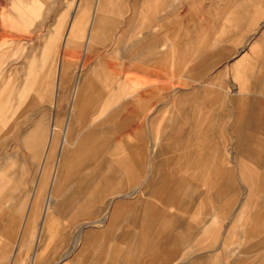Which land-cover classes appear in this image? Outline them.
<instances>
[{
  "label": "rangeland",
  "instance_id": "rangeland-1",
  "mask_svg": "<svg viewBox=\"0 0 264 264\" xmlns=\"http://www.w3.org/2000/svg\"><path fill=\"white\" fill-rule=\"evenodd\" d=\"M110 8L117 22L133 17V12L144 21L150 11L153 33L160 31V15H166L170 42L184 37L187 56L191 52L186 69L172 64L170 78H165L171 87L162 103L172 101L175 115V102L185 95L180 106L189 123L182 125L185 139L177 150L182 153L190 145V158L207 152L202 160L193 170L163 172L175 162L168 160L172 153L166 150L167 131L158 132L160 126L150 122L161 115V104L143 111L148 115L142 119L146 170L155 165L162 170L146 173L145 181H178L171 190L177 203L162 207L197 227L198 243H189L188 252L177 246L175 260L168 264L188 263L196 256L208 264H264V159L253 162L243 151L252 141V153L264 155V42L239 72L234 70L239 56L249 55L262 37L264 0H0V264H82L79 224L94 219L79 222L77 181L71 180L75 159L66 164L67 188L54 200L61 211L50 212L54 204L45 209L57 161L73 149L70 138L65 141L73 123L70 65L90 60L84 47L111 36L92 30L97 20L104 26L113 22ZM89 38L92 43L87 44ZM109 45L112 50L113 42ZM194 50L200 52L196 59ZM199 58L201 64L207 59V65L195 68ZM155 79L157 85L164 80L161 73ZM241 102L245 120L251 110L261 109L262 119L254 121L262 126L255 135L245 128L244 119L237 120ZM29 130L46 134V148L37 158L35 148L26 145ZM203 134L205 146L196 139ZM47 152L50 171L43 191L36 163L44 161ZM223 179L226 184H218ZM146 186L132 200L148 196ZM211 221L221 228L218 242L206 229ZM97 228L89 224L87 230Z\"/></svg>",
  "mask_w": 264,
  "mask_h": 264
},
{
  "label": "crops",
  "instance_id": "crops-1",
  "mask_svg": "<svg viewBox=\"0 0 264 264\" xmlns=\"http://www.w3.org/2000/svg\"><path fill=\"white\" fill-rule=\"evenodd\" d=\"M110 12L113 13V22L104 26L97 20L92 30L96 34L111 32V36L108 33L107 38L93 44L90 49L84 47L85 56L90 60L83 58L80 66L70 65L73 123L66 129L65 141H68L69 137L73 142L69 145L73 149L62 153V161L60 159L57 161L54 183L51 188L49 184L48 188L49 198L45 211H48L50 204L55 205L50 212L61 211L54 200L67 188L68 182L64 179L66 164L75 159L76 175L71 180L77 181L74 195H78L79 222L81 219H94L92 222L83 221L79 224L82 264H168L175 260L177 246L181 244L186 250L189 243H198L197 227L195 225L193 228L191 224L182 222L184 218L179 213H171L168 208L162 207L177 203L171 190L177 188L178 181L177 185L171 180L160 183L145 181L146 173L157 174L162 170L156 165L146 170L144 158L147 149L145 150L144 145L142 119L148 115L143 111H150L161 104V115L154 119L151 117L150 122L160 126L158 132L167 131L164 138L169 146L166 150L167 153H172L169 154L171 156H168V160L175 162L174 167L169 164L163 172L177 173V169L181 168L193 170V165L202 160L207 152L199 151L195 153L197 156L190 158L192 156L190 145L182 153H178L177 150L179 143L185 139L182 135V125L188 122L183 118L180 106L185 95L180 96V100L175 102L178 106L175 115L172 101L162 103L167 96L165 93L171 87V81L165 78H170L172 64L180 71L186 69L191 52L187 56L184 37L178 36L176 40L170 42L167 17L162 15L161 11L160 31L157 33H153L152 30L150 11L141 22L136 17L138 13L135 12L132 14L133 17L123 19L122 22L120 19L116 21L115 9L110 8ZM119 12L117 9L116 14H121ZM114 37L116 38L112 41ZM112 42L110 50L109 44ZM261 42H264V32L250 48V54H241L236 60L234 63L236 72L255 56ZM90 43L92 41L89 38L87 44ZM198 54L200 52L194 50V59ZM94 55L99 57L92 59ZM200 60L201 58L199 63L196 62L195 68L207 65L205 62L207 59L202 64ZM195 68L192 67V70L195 71ZM156 72L158 75L161 73L164 79L158 85L155 79L158 76ZM239 93L246 95L242 89ZM240 104L241 115L238 121L245 120L243 103ZM260 110L259 108L251 110L244 123L247 130H252V135H255V131L262 126L260 122L254 121L262 119L258 113ZM41 131L35 135L29 130L25 136L26 145L35 148V158L46 148V134L45 131ZM205 134L196 138L203 146L206 145ZM252 144V141H248L243 145L246 158L253 162L263 160L264 155L252 153ZM47 156L48 152L44 161L36 163L43 191L47 187L50 171ZM204 164L209 168L208 160ZM224 180L218 184H226ZM147 184L151 193L136 203L132 197L136 196L142 187L145 190ZM185 184L181 183L179 186L183 187ZM220 196H223V193ZM22 210L19 209V212ZM90 212L92 217L89 218ZM209 215L211 218L212 215ZM89 224L98 228L87 230ZM215 224L216 226L211 221L205 226L207 225L208 233L214 234L218 242L222 232L218 224ZM257 227L258 225L256 229ZM1 252L5 253V247ZM182 256L188 258L190 255ZM193 259L184 264H208L209 261L198 256Z\"/></svg>",
  "mask_w": 264,
  "mask_h": 264
},
{
  "label": "bare ground",
  "instance_id": "bare-ground-1",
  "mask_svg": "<svg viewBox=\"0 0 264 264\" xmlns=\"http://www.w3.org/2000/svg\"><path fill=\"white\" fill-rule=\"evenodd\" d=\"M94 38H95V36L93 35V36H92V39H94ZM67 39H68V38H67ZM92 39H91L90 41H92Z\"/></svg>",
  "mask_w": 264,
  "mask_h": 264
}]
</instances>
